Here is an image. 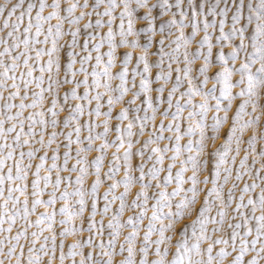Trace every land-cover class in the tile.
<instances>
[{
  "label": "snow or ice",
  "instance_id": "snow-or-ice-1",
  "mask_svg": "<svg viewBox=\"0 0 264 264\" xmlns=\"http://www.w3.org/2000/svg\"><path fill=\"white\" fill-rule=\"evenodd\" d=\"M0 264H264V0H0Z\"/></svg>",
  "mask_w": 264,
  "mask_h": 264
},
{
  "label": "rangeland",
  "instance_id": "rangeland-1",
  "mask_svg": "<svg viewBox=\"0 0 264 264\" xmlns=\"http://www.w3.org/2000/svg\"><path fill=\"white\" fill-rule=\"evenodd\" d=\"M12 2H15V0H12ZM70 239V238H69Z\"/></svg>",
  "mask_w": 264,
  "mask_h": 264
}]
</instances>
